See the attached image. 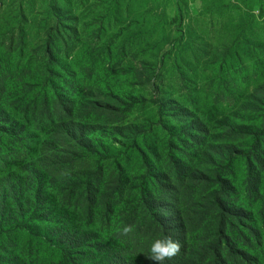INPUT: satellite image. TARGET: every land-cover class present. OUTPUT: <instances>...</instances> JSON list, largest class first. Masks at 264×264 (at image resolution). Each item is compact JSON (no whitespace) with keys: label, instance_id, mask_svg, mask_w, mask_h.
I'll use <instances>...</instances> for the list:
<instances>
[{"label":"rangeland","instance_id":"obj_1","mask_svg":"<svg viewBox=\"0 0 264 264\" xmlns=\"http://www.w3.org/2000/svg\"><path fill=\"white\" fill-rule=\"evenodd\" d=\"M54 56L65 99L76 100V115L94 126L99 153H90L107 172L118 164L127 172L119 208L136 205L145 183L162 188L155 167L174 179L177 158H187L190 171L220 169L235 202L252 211L244 221L259 230L252 244L264 264V0H0L1 73L17 116L24 95L40 103L51 93ZM198 135L223 153L202 157ZM256 156L253 183L248 165ZM191 183L204 194L213 180ZM9 206L0 217V264H69L57 239L28 221V210L21 217ZM54 219L56 226L80 220Z\"/></svg>","mask_w":264,"mask_h":264},{"label":"trees","instance_id":"obj_2","mask_svg":"<svg viewBox=\"0 0 264 264\" xmlns=\"http://www.w3.org/2000/svg\"><path fill=\"white\" fill-rule=\"evenodd\" d=\"M54 46L52 41L47 47L50 56ZM54 57L48 70L51 93L40 103L24 95L21 117L7 106L5 94L12 88L0 66V217L6 216L9 204L12 213L21 217L28 210V221L57 239L68 252L69 264H154L142 252H147L153 237L163 234L180 245L165 264H259L252 244L259 230L244 221L248 216L252 219V211L235 202L234 186L220 169L190 171L188 159L177 158L182 166L176 175L172 173L174 179L163 166L155 167V181L162 188L145 183L136 205L119 208L127 172L122 164L117 172H107L90 153L93 149L99 153L94 126L76 115V100L65 99L58 81L62 71ZM39 120L50 126V134H40L42 124H35ZM258 133L264 134V126ZM208 141L198 135L202 157H210L216 149ZM254 146L259 148V141ZM221 153L216 150L213 155ZM256 162L259 156L248 165L253 183ZM200 176L213 180L204 194L191 183ZM200 201L205 202L200 205ZM63 213L80 220L56 226L54 218ZM124 225L131 231L121 235Z\"/></svg>","mask_w":264,"mask_h":264},{"label":"clouds","instance_id":"obj_3","mask_svg":"<svg viewBox=\"0 0 264 264\" xmlns=\"http://www.w3.org/2000/svg\"><path fill=\"white\" fill-rule=\"evenodd\" d=\"M131 231L128 225L121 228V235H126ZM179 242L169 234L157 235L153 237L148 245L147 252H142L145 258L154 264H165L179 251Z\"/></svg>","mask_w":264,"mask_h":264}]
</instances>
